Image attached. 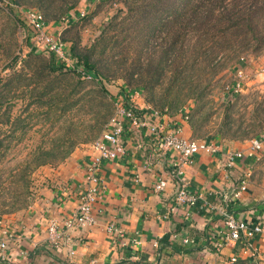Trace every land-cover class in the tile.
Instances as JSON below:
<instances>
[{"label": "rangeland", "instance_id": "obj_1", "mask_svg": "<svg viewBox=\"0 0 264 264\" xmlns=\"http://www.w3.org/2000/svg\"><path fill=\"white\" fill-rule=\"evenodd\" d=\"M43 1L0 0V85L10 82L9 90L0 87V215L33 203L54 169L89 147L113 113V102L125 100V94L152 108L170 100L178 106L190 102L193 139L247 142L264 134V0H236L239 12L223 13L213 23L217 36L203 40L195 51L185 39L180 54L173 48V57L163 63L162 50L169 53L172 39L165 30L146 39V21L134 10L142 0ZM27 9L42 12L49 33L64 44L67 61L53 74L47 73L49 52L31 42ZM81 9L86 13L79 17ZM64 17L70 19L64 22ZM71 46L90 57L106 94L91 75L71 72L81 68L70 55ZM30 48L36 58H27ZM240 62L243 84L233 93L230 85ZM14 71L23 79L12 78ZM152 79L158 85L143 89ZM75 91L84 101L68 103L60 112L65 106L60 99ZM227 102L233 104L227 108ZM51 144L70 148V153L37 164L49 153L59 154L49 150ZM250 169L251 181L264 194V150Z\"/></svg>", "mask_w": 264, "mask_h": 264}, {"label": "crops", "instance_id": "obj_2", "mask_svg": "<svg viewBox=\"0 0 264 264\" xmlns=\"http://www.w3.org/2000/svg\"><path fill=\"white\" fill-rule=\"evenodd\" d=\"M130 99L152 122L165 128L177 123L182 134L189 137V122L176 111L157 112L137 96ZM213 141L219 144L217 153L201 152L183 168L187 190L203 194L207 204L214 207L209 210L199 204L176 203L174 180L168 174L177 154L163 151L146 131L125 126L126 153L103 162L100 168V197L93 205L95 224L69 230L65 234L69 243L54 246L46 238L47 221L53 219L62 227V220L75 210L83 188L84 163L92 149L89 146L72 154L54 169L33 203L0 215L13 234L5 264H225L237 260L264 264L263 234L216 248L225 232L218 209L225 205L237 219L255 223L264 220V194L251 181L252 161L241 159L221 167L225 151L244 149L247 142ZM246 171L250 173L247 188L239 198H233L230 190ZM160 178L166 179V185L155 192L153 183ZM108 224L121 236L108 232Z\"/></svg>", "mask_w": 264, "mask_h": 264}, {"label": "built area", "instance_id": "obj_3", "mask_svg": "<svg viewBox=\"0 0 264 264\" xmlns=\"http://www.w3.org/2000/svg\"><path fill=\"white\" fill-rule=\"evenodd\" d=\"M84 1L90 2L93 0ZM24 13L25 21L32 31L31 42L33 46L43 48L61 62L67 61L64 44L58 36L49 33L44 14L37 9H27ZM85 13L86 11L81 9L78 15L81 17ZM68 19L70 18L64 17L61 20L67 22ZM241 60L244 61L243 58ZM241 64L242 62L237 64L235 70L236 78L233 84L230 85L233 93L239 91L243 84L242 79L244 75ZM81 73L90 76L88 72L83 70ZM129 102L131 103L129 106L122 99H117L113 102V113L99 135L94 137L90 142L89 146L92 149V153L84 163L83 188L78 194V203L76 204L75 210L62 220V227L53 219L47 221L46 238L54 246H59L61 243H69L68 237L65 235L69 230L95 224L96 218L93 205L100 197L99 191L102 181L100 168L103 162L114 160L126 153L123 142L125 126L137 131L140 129L146 131L156 138L163 151H171L177 154L176 159L172 162L173 168L168 174L174 180V200L176 203H185L187 206L199 204L200 207H207L209 210L214 208L212 205L207 204L203 194L187 190L188 182L183 177V168L184 165L191 162L193 156L201 152L209 154L217 153L219 151V144L213 140L186 137L182 134L181 126L177 123L175 125L173 124L172 127L165 128L161 123L152 122L150 117L139 111L140 109L136 103L132 102L131 99H129ZM188 110L189 107L186 105L177 110V113L182 119L188 120ZM137 146H140V143ZM263 150L264 134H260L249 139L247 141V147L244 149H230L225 151L221 167L232 166L236 160L241 159L256 161L261 157ZM249 175L250 173L246 171L230 190L233 198H239L246 190ZM165 185L166 179L160 178L153 183L152 188L155 192H161ZM226 194L223 192L222 196L226 197ZM218 214L224 221L225 232L223 241L216 244L217 249L230 243L235 244L242 238L250 239L257 234L264 235V220L258 219L255 223H251L246 220L237 219L225 205L218 209ZM106 230L116 234V236H121V232L112 224H108ZM12 239V232L8 230L0 219V264H5V259H7L5 251L8 249V242ZM184 240L189 242L186 238ZM242 252L246 253L247 249H243ZM68 253L72 254L73 251L68 249ZM21 255L24 256L25 253L22 252ZM230 260L234 261L235 258L231 256ZM93 261L92 259L90 262L92 263Z\"/></svg>", "mask_w": 264, "mask_h": 264}, {"label": "trees", "instance_id": "obj_4", "mask_svg": "<svg viewBox=\"0 0 264 264\" xmlns=\"http://www.w3.org/2000/svg\"><path fill=\"white\" fill-rule=\"evenodd\" d=\"M43 1V0H41ZM144 1V3H143ZM44 2V1H43ZM228 5L229 8L227 7ZM239 5H237L236 0H142L135 4L134 10L137 13V16L142 17L143 21L145 22V28H146V39H148L150 34H153L154 32H159L165 30V34L171 36V44L173 45L168 53V49L162 50V54L160 57V63L166 62L167 59H171L172 51L174 48V51L177 49L178 53L180 54L182 50L183 41L185 39L188 42H192V51L200 49L206 39H210L211 37L217 36L215 34L214 29L217 27L214 26V22H216V19H219L218 16L222 15L223 13L235 11L236 9L239 12ZM150 14V15H149ZM235 15H237L235 13ZM45 16V15H44ZM228 18H231V15H226ZM227 18V19H228ZM217 23V22H216ZM169 31V33H168ZM220 32V31H219ZM221 34V33H220ZM219 34V36H220ZM188 35V36H187ZM218 36V38H219ZM214 39V38H213ZM203 40H205L203 42ZM35 49L30 48L29 52L27 54V58L35 57ZM171 53V54H170ZM66 55H68L66 53ZM70 55L75 57L76 60V66H80L81 70H75L71 71L76 73L77 75H82L81 71L88 72L92 78L94 79L95 85L98 87V90L101 91L103 94H106V90L101 85V82L99 80V74L98 72L93 69L92 62L90 61V57L87 55H78L74 52V46L70 47ZM48 63L46 65L48 72L47 73H55L57 70H61L62 65H64V62L59 61L55 56L51 53H48ZM30 62V61H28ZM23 74H21L18 71L13 72L12 78H15L16 80L20 81ZM21 76V78H20ZM10 82H2V85H0L3 90H9V84ZM79 83V82H78ZM158 85L157 80H151L147 85L145 84L143 87L146 89H153V87H156ZM76 92V91H75ZM125 104L127 106L131 105L130 102H127L129 98L128 95L125 94ZM61 102L65 104V106H62L61 111L63 112L66 107L69 106V104L78 102H83V96L80 95L78 92L76 93H68L65 95V97L60 99ZM147 102H149L147 100ZM69 103V104H68ZM190 102H188L189 104ZM188 104H184L182 106H178V103H176L173 100H170L168 103H163L160 107L154 108L157 112H167V113H175L177 109H180L183 106L188 107ZM233 102H227V108H229ZM50 109H53V106H49ZM194 109V108H193ZM188 110V122L189 126L191 128H194V125L189 121V111ZM174 111V112H172ZM55 112V111H54ZM225 124V123H224ZM223 124V125H224ZM48 149V148H47ZM46 149V150H47ZM57 150L59 151V154H50L47 150V153H49L50 156L48 157H42L41 162H49L52 163L54 160H61L70 153V148H61L60 144L54 145L51 144V147L49 148L50 151ZM62 149V150H61ZM61 152V153H60ZM41 153V152H40ZM234 264H247L243 260H237Z\"/></svg>", "mask_w": 264, "mask_h": 264}]
</instances>
